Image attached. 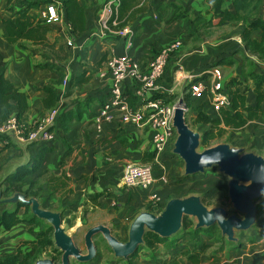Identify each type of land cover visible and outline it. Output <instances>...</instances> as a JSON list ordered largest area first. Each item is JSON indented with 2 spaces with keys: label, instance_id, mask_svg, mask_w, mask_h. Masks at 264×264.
<instances>
[{
  "label": "crops",
  "instance_id": "obj_1",
  "mask_svg": "<svg viewBox=\"0 0 264 264\" xmlns=\"http://www.w3.org/2000/svg\"><path fill=\"white\" fill-rule=\"evenodd\" d=\"M106 1L79 0L84 8L85 21L83 30L75 32L62 0H51L62 21L51 26L47 33L51 43L49 48L27 40L8 44L4 38L6 20L16 18L29 3L36 4L29 15L37 20L43 19L47 1L0 0V57L6 62L5 77L27 95L25 111L21 114L15 107L11 118L29 129L51 109L60 111L52 128L55 139L50 145L28 144L20 142L14 134H0V190L3 197L23 192L37 198L44 209L61 212L62 226L70 235L66 223L72 224L73 218L76 223L72 227L105 225L114 236L123 240L139 213L159 214L169 200L199 194L185 192L196 178L185 174L184 161L174 153L176 135L157 155L151 145L153 131L148 126L136 127L130 120H125L120 109L112 108L109 118L96 121L111 98L107 59L126 51L145 71L154 56L180 41L181 46L170 54L156 92L148 91L141 97L143 89L131 79L124 81V89L132 108L141 109L149 100L173 103L184 99L192 120L199 114L212 119L218 117L210 91L216 82L228 93L231 89H238L245 96L246 104L255 106L257 94L249 70L253 67L254 73H264V60L246 47L242 39L244 23L208 29L196 23L200 16L211 18L210 0H123L113 16L116 24L119 21L122 27L133 32V45L125 50L126 39L121 32L115 30L104 34L102 31L100 18L107 14ZM224 8L233 12V0H225ZM259 16L264 19V3ZM251 37L260 40L262 31H253ZM69 41L72 45L68 44ZM49 65L55 68H49ZM59 69L63 74L60 82ZM190 80L201 81L208 88L202 98L186 93ZM48 86L56 90L54 104L50 106L45 104L49 97ZM196 124L201 129L193 130L202 136L211 129L208 123ZM253 126L264 130V116L249 121L237 131L226 128V134L248 143L250 127ZM232 146L243 148L241 145ZM254 153L264 157L262 152ZM144 163L154 166L152 185L146 188L126 186L123 180L125 169L129 165ZM34 166L37 169L28 174L32 181L27 184V189L4 193L8 187H16L10 184V179L15 181L16 176ZM18 183H23V179ZM32 191L37 193L32 194ZM40 191L47 197L37 195ZM97 194H101L98 201L91 202ZM53 202H59L60 206L52 208ZM15 209H18L21 221L11 229L0 226V257L19 250L20 259H23L25 254L32 252L31 243L42 236V225L47 222L39 218L42 224L32 227L33 220L21 216L24 206L2 204L0 215ZM192 232L184 230L178 237L155 246L143 244L135 255L128 258H117L113 254L104 263L97 260V256L80 263L264 264L263 225L251 233V238L238 239L237 242H230L221 234L222 239L215 240L219 247L214 249L212 242L207 241V232ZM171 240L175 242L169 246ZM207 244L208 249L201 252Z\"/></svg>",
  "mask_w": 264,
  "mask_h": 264
},
{
  "label": "water",
  "instance_id": "obj_2",
  "mask_svg": "<svg viewBox=\"0 0 264 264\" xmlns=\"http://www.w3.org/2000/svg\"><path fill=\"white\" fill-rule=\"evenodd\" d=\"M184 99L176 105L173 126L176 129L174 153L184 161L186 175L204 172L213 166L229 177V197L235 210L243 216L228 214L223 207L208 208L200 195L192 194L185 198L169 200L159 214L149 211L139 213L128 228V240L123 242L113 235L110 228L97 225L88 229L85 235L86 253L79 249L73 237L62 226V213L44 209L35 197L23 192H15L3 197L0 190V204L23 205L31 208L32 214L45 220L54 229L53 241L62 253L61 264H70L72 259L88 262L97 256L94 238L103 236L117 258L132 256L145 243L146 233L153 232L162 238L177 234L183 225L184 217H194L195 228L217 225L221 234L230 242H237V231L248 230L257 222L256 200L264 195V157L254 152H245L230 143L222 142L200 150L202 134L190 128L182 106ZM2 182H0L1 185ZM34 264H57L54 259L44 257Z\"/></svg>",
  "mask_w": 264,
  "mask_h": 264
},
{
  "label": "trees",
  "instance_id": "obj_3",
  "mask_svg": "<svg viewBox=\"0 0 264 264\" xmlns=\"http://www.w3.org/2000/svg\"><path fill=\"white\" fill-rule=\"evenodd\" d=\"M11 0H8L10 2ZM51 1V0H44ZM123 1V0H122ZM64 6L66 7L68 19L72 22V26L75 32H81L84 28V8L80 5L79 0H62ZM225 0H210L212 6V16L207 19L200 16L196 19L197 24H202L205 29L222 27L232 23H244L246 25L243 33L242 39L246 44V47L253 54H257L261 59L264 60V19L259 16V11L264 3V0H233L235 10L233 12L224 8ZM36 4L29 3L23 9H21L16 18L8 19L4 23L6 25V32L4 35L5 40L8 44H16L24 40L32 42L34 45H41L42 47L51 48V43L48 40L47 33L51 29V26L47 24L43 19H35L29 15V11ZM250 19H253L250 21ZM112 21H115V15L111 17L110 28L112 30H119L123 27L117 22L116 25ZM261 30L262 37L260 40L253 39L251 34L253 31ZM252 66V64H250ZM49 68L54 69V66L49 65ZM6 62L2 57H0V125L4 124L12 115L13 109L16 107L22 114L27 107V95L21 92L9 79L5 77ZM60 71L59 82L63 79V74ZM249 76L255 82V92L257 94V103L255 106H249L246 104V99L243 94L239 92L238 89L230 90L231 95V107L228 109H221L219 111L218 117L210 118L204 114H199L194 120L196 123L210 124L211 129L208 130L202 136V145L206 147L212 146V144L223 137L227 133L229 128L233 131L243 129L247 123L251 120L258 119L264 116V109L262 108V103L264 102V73H254L253 67H251ZM47 90L49 92V97L45 100V104L50 106L54 104L53 97L56 94V90L48 86ZM37 166V165H36ZM34 166L30 170H24L21 175H18L14 180H21L25 175H28L37 167ZM11 180V179H10ZM10 189V187H8ZM7 191V190H6ZM9 191V190H8ZM101 194H97L91 202L95 203L98 201ZM21 206V205H19ZM18 206V207H19ZM32 217L35 218L32 214ZM21 221L18 215V209L13 211H4L0 215V226L11 229ZM195 223L186 216L183 220L182 228L185 231L189 229L191 231H212L219 230L216 225L194 229ZM192 232V233H193ZM220 235V234H219ZM145 245L155 246L159 243H166L167 238H162L153 232H147L145 235ZM168 245H173V241L168 243ZM36 246L50 247L53 246L52 238H47L46 240L38 241L34 244V250ZM208 244L203 246L201 252L208 249ZM39 254V251L38 253ZM24 255L23 259H20V251L13 253H6L0 257V264H34V262L40 258L38 255ZM134 253L133 255H135ZM56 260V257H53Z\"/></svg>",
  "mask_w": 264,
  "mask_h": 264
},
{
  "label": "built area",
  "instance_id": "obj_4",
  "mask_svg": "<svg viewBox=\"0 0 264 264\" xmlns=\"http://www.w3.org/2000/svg\"><path fill=\"white\" fill-rule=\"evenodd\" d=\"M122 0H107L105 7L107 14L100 18V25L104 34L110 33L111 17L118 9ZM43 20L53 26L62 21L61 14L53 2H48L43 14ZM116 25L115 21H112ZM126 39L125 50H129L133 45V32L127 27L117 30ZM72 45V42H68ZM181 46L180 41L172 43L169 47L159 52L149 63L147 70H142L139 63L128 56L125 51L118 56H112L107 59V74L110 76V101L106 104L102 112L96 117V121L105 117L109 118V111L112 108H118L123 112L125 120H130L136 127L148 126L153 131L152 148L159 155L176 135V129L173 126L174 112L177 102H166L163 100H149L141 109L132 108L128 102V97L124 89V81L131 79L140 84V96L144 97L146 92L154 93L159 89V83L164 76L170 54ZM67 83V80L64 82ZM208 88L201 81L190 80V86L186 90L187 94L200 99L205 95ZM212 94L213 109L219 112L221 109L231 107V95L222 89L219 82L210 89ZM185 101V100H184ZM185 117L190 112L189 105L185 101L182 106ZM60 111L51 109L45 114L32 128H25L15 118H9L4 124L0 125V134L16 135L20 142L28 144L50 145L54 142L55 136L52 128L58 121ZM124 184L130 186L149 187L154 182V166L151 163L129 165L124 172Z\"/></svg>",
  "mask_w": 264,
  "mask_h": 264
},
{
  "label": "rangeland",
  "instance_id": "obj_5",
  "mask_svg": "<svg viewBox=\"0 0 264 264\" xmlns=\"http://www.w3.org/2000/svg\"><path fill=\"white\" fill-rule=\"evenodd\" d=\"M189 116H190V114H188L187 118H186L188 125L192 129H196V128L201 129V127L197 126V124L194 122V120L189 118ZM250 129L251 130L249 131V137H251V138L248 139V141H250L248 143H245L243 140H237L236 138H233L231 134L230 135L224 134L223 137H221L219 140H216L213 144L216 145V144L222 143V142L228 143V141H229L230 143H232V145L243 146V149L245 152H253L254 151V152L264 153V130L263 129H257L256 126H253V128L250 127ZM213 144H212V146H213ZM244 147H247V148H244ZM204 148L205 147L203 145H201L200 150H202ZM193 176L196 179H194L195 181L192 184V186H190L188 188V190H185L186 194L187 193L199 194L202 197L204 204L208 208L223 207L228 212V214H237L238 216H243L241 213H239L233 207V204H232L230 197H229V185H228L229 177L226 174L220 172L218 166H213L211 168L206 169L204 172L193 174ZM22 179H23V183H18L19 179L15 180V181L10 180L9 181L10 184L12 186H16V187H13L15 189H13V188L6 189L7 191H5L4 193L10 194V193H12V192H14L20 188L21 189H27V184L32 181V176L25 175ZM35 193H37V192L32 191V194H35ZM37 195L47 197V194L45 192H41V191L38 192ZM57 200H55V201H57ZM255 204L257 205V210H258V217H257L258 222H256V224L254 226H252L251 228H249L248 230L237 231L235 233V236L239 240H242L243 238H246V237L251 238V236H253V235H251L252 232L257 231L261 225L264 226V195L261 196L259 199H257ZM0 205H2V204H0ZM21 206H23V205H21ZM51 206H52V208H57L60 206V203L59 202H53V203H51ZM24 207H25V209H23L24 212L21 214V216L23 218L32 219L33 220L31 222L32 227L39 226L40 222L42 224V221L38 217H35V218L32 217V211H31L30 207H28V206H24ZM189 218L191 219V221L193 223L196 224V222H197L196 218H194V217H189ZM71 223L72 224L66 223V227L72 233L71 235L73 237V240H74L76 246L79 249H81L83 251V253H86V245H85L84 236H85V234L89 228L86 225H83V227H79V228H77L75 226L72 227V225H74V223H76V222H74L73 218H72ZM204 228H207V227H204ZM42 230L44 231L42 236L39 237L37 240H35L33 243H31V245H32L31 251L32 252L28 253L26 255L34 256L39 251V254H37V255L40 256V258L50 257L53 259V257H56L55 262L57 264H61L62 253H61L60 249L56 247V245L54 244V241H53L54 229L51 227L50 224L48 225L47 223H44V225H42ZM183 231H184V229L181 228V230L177 234H175L171 237H178L180 235V233ZM207 236H209V237H207ZM207 236H206V238L208 239L207 241L212 242L211 244L214 245L213 249L219 247L218 242L215 240H221L222 239V237H220V236H222L220 229L208 231ZM210 236H213V237H210ZM50 237L52 238L53 246L44 247V248L43 247L41 248L40 246L39 247L36 246V249L34 250V244H36L38 241L46 240L47 238H50ZM171 237H169V238H171ZM169 238H167V239L169 240ZM211 238H213V240H211ZM127 240H128V236L121 241L125 242ZM168 240H167V242H168ZM172 241L175 242V240H172ZM94 242H95V245L97 248V257H96V258H98L97 260L104 263L108 259L112 258L113 251L110 248V246L108 245V243L106 242V240L103 238V236L97 235L94 238ZM224 242H226V241H224ZM70 264H81V263L79 261H77L76 259H72Z\"/></svg>",
  "mask_w": 264,
  "mask_h": 264
}]
</instances>
